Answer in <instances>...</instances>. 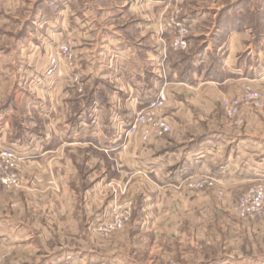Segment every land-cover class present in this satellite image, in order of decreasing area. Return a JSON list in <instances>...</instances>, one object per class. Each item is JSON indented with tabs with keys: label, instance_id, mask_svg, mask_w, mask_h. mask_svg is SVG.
<instances>
[{
	"label": "crops",
	"instance_id": "crops-1",
	"mask_svg": "<svg viewBox=\"0 0 264 264\" xmlns=\"http://www.w3.org/2000/svg\"><path fill=\"white\" fill-rule=\"evenodd\" d=\"M32 1L0 0V21H21L15 12L21 11L23 15V10L28 9ZM177 2L178 6L179 1ZM50 3L37 5L35 10H39L41 6L45 10ZM85 5L82 13L78 17L74 16L73 21L69 6L62 5L56 9L58 12L53 11L51 15H38L30 33L29 30L22 31V28L15 30L10 24L6 26L4 34L0 32V36L14 40L11 44L7 41L1 42L3 47L0 48V59L10 56L13 58L14 54L22 59L19 67L12 71L0 61V150L11 146L41 156L42 152L53 149L55 133L61 132L66 139H71L74 130L87 123L93 129L88 133L86 142L101 148L100 140L92 134L93 131L96 134L95 130L101 129L102 122L109 123L107 126H113L114 121L120 122L121 125L130 122L134 108L143 106L145 100L153 95L145 98L146 89L154 86L157 88L159 85L155 80H159V84L163 82L157 72L159 68L155 69L156 65L150 64L155 60V64L160 62L163 51H166L167 34H161L160 26L167 20L168 15H165V12L170 13L175 8L169 0H125L124 5H118L125 8L124 14L136 17L137 21H132L138 32L134 39L126 37L127 31L124 30L130 27L129 24L126 23L121 30L113 31L114 34L109 31L112 26L101 21L99 13L103 10L102 7L91 6L87 1ZM159 8H162L161 11ZM186 12L183 9L182 16L187 17ZM41 19H45L47 27L45 33L38 34L37 23L41 22ZM193 21L196 22L197 19H192L191 23ZM120 23L124 24L122 21ZM54 26L59 27L60 32L55 31ZM68 35L82 42V65L80 68L77 65L76 70L83 75L82 81L86 89L84 94L79 92L75 85L67 82V75L63 71L52 76L45 73L47 60L57 41ZM225 36L227 38L224 44L219 47L224 49L221 63L224 73L221 79L215 80L205 72H194L190 78H183L177 69L171 70L174 80L170 84L172 91L167 90V103L177 109L172 112L168 109L167 113L174 129L167 140L152 141L145 148L151 152L156 150L158 145H166L169 140L171 143L175 142L177 148H173L172 152L165 146L167 149L162 150L152 161L148 160V163L173 164L177 160V168L169 177L176 179L177 176L178 185H182L184 177L189 174L203 172L214 175L227 190L224 197L218 200L219 203L211 193L177 195V256L180 255L177 264H264V217L257 221L241 220L232 212H227L242 189L264 181V109L244 108L242 117L245 124L233 125L227 118L219 135L208 133L205 128L211 127V122H222V119L219 120L215 115L218 112L215 111L217 98L238 93L247 81L256 78L254 86L264 90V65L261 62V59L264 60V53L255 41L254 30L249 26L234 28ZM209 48H203L199 52L204 64H208L212 55ZM167 50L170 54L171 48ZM245 53H248L251 59L244 58ZM97 62L106 67L95 70ZM16 63L17 60H14L13 64ZM93 63L94 70L90 68ZM26 64L28 67L22 68V65ZM10 67L14 66L11 64ZM107 82H111L114 87L105 98L102 96V88ZM222 88L224 92L221 91ZM176 94L177 99L174 98ZM16 112L22 113V133L17 132L11 122ZM27 119L33 122L32 128L24 125ZM55 120L64 122L65 130H56ZM105 135L113 139L112 144L118 142L119 146L125 145L124 151L133 153L134 156L135 148L143 146L138 137H130L129 142L124 143V137L120 138L113 130L107 131ZM40 138L42 140H38ZM28 144H31V147L27 148ZM118 145H113V153ZM130 148L133 151H130ZM29 164V170L35 172V180L33 178L30 181L34 187L33 196L32 192L29 197L18 196L15 193L19 190H15L14 196L0 192V260L4 264H21L38 257L36 253L40 248L48 250L46 243L37 237L36 233L41 232L38 229L39 223L32 222L29 226L17 219L19 223L15 224L11 212L7 211L8 206L17 208V215H20L24 209L22 204L26 202L32 208L31 204L34 203L36 212L33 214H36L37 218L39 200L53 202L56 195L57 199L62 200V204L68 201L66 198L74 197L78 209L73 213L79 226L81 223L84 225L87 216L93 214L91 211H85L87 197L96 196L95 189H85L87 180L78 182L69 178H55L54 168L49 163L45 166L49 177L38 183L39 179H43L37 177V162L29 161ZM114 164L117 167L124 165L115 162ZM110 167L112 170L113 167ZM109 177L114 178V174ZM38 184L44 187L41 190L44 193L40 196L35 189ZM59 185L62 187L61 194L57 193L61 191ZM80 210L83 213L79 214ZM217 219L221 220V227L214 226ZM43 230L46 234L55 235L54 231H48V225ZM215 233L218 239L224 237V248H228L226 255L221 258L222 261L215 258L212 262L199 259L198 263H189L188 259L199 253L197 250L203 245L202 242L210 244ZM46 239L53 245L48 237ZM185 242H189L188 249L185 248ZM190 248H193L194 252ZM50 253L47 251V256ZM39 264H56V261L47 259Z\"/></svg>",
	"mask_w": 264,
	"mask_h": 264
},
{
	"label": "rangeland",
	"instance_id": "rangeland-1",
	"mask_svg": "<svg viewBox=\"0 0 264 264\" xmlns=\"http://www.w3.org/2000/svg\"><path fill=\"white\" fill-rule=\"evenodd\" d=\"M86 1L91 6L95 5L96 7H102L103 10L99 13L101 21H104L103 24H110L112 26L111 30H109L112 33L115 34L113 31L121 30L122 26L127 23L130 27H128L127 30H124L127 31L126 37L134 39L138 34L136 31L137 26L132 23V21H137L136 17L134 16V18L124 14L123 12L125 11V8L118 6L124 5L125 0H33L29 8L23 10V15L21 14V11L15 12L21 21L14 19H12V21H0V32H2L1 34H4L7 28L6 26L10 24L15 30H20L22 28V31L27 32L29 30L30 33V29L33 30V25H35V19L38 18V15L41 16L46 13L51 15L54 12H58L56 9L60 8L62 5L69 6V13L70 16H72L71 20L73 21L75 19L74 16L78 17L83 9H85ZM178 1L179 6H181V0ZM186 1L187 3H183V9L187 11L186 14H188V18L186 15L183 16V18L187 21H191L192 19H197V21H193L195 24L192 25L189 48L181 51L194 52L199 51L200 48L203 50V48L210 47L209 49L211 50L213 58L218 54L222 56L224 49H220L219 47L222 43L224 44L227 37L224 36L225 34H223V32L219 31V26L224 22L232 21V19L236 17H241L242 21H246L249 25H253L251 28L253 29L254 27L255 41L264 53V36L262 35L264 34V0ZM48 2H51L50 6L45 10L42 9V6L39 10H35L37 5L40 6V4ZM169 2L172 3L171 6L173 7H176L178 4L177 0H169ZM229 6H233V8L227 9ZM118 8L123 10L121 11ZM161 9L162 8H159L158 10L161 11ZM250 10H253L254 13ZM256 10L259 11L256 13ZM167 13L169 14V12L166 11L165 15H168ZM183 14L184 13L182 12L181 15ZM38 20H40V18ZM118 21H122L124 24H121ZM129 21H131V23ZM37 26L40 32H38V34L45 33L47 22L45 19H41V22H38ZM54 28L55 31L57 30L60 32L59 27L54 26ZM166 34V51H163L162 59H160V62L157 64H155L156 60L153 64H150V66L156 65L155 69L159 68L157 72L160 73L159 76L163 82L159 84V80H155L159 86H157V88L154 86L153 88L157 90L155 91L153 88L146 89L144 94L145 98L148 97V95H155L157 91L162 88H165L167 93V90L172 91L170 84L173 83L174 78L171 76L172 71L175 69L172 66L176 61H174V59H169L170 54L167 48H171V50L176 52L180 50H174L171 47L172 34L169 32H166ZM31 36L35 35L31 34ZM6 41L11 44L14 40L10 37L4 38V35H1L0 48L3 47L2 43H5ZM58 41L55 49L49 55L47 67L49 65L50 57L58 52L61 43L71 41L73 43L74 51L72 63H70L68 67L62 65L56 73L63 71L67 75V82L75 85L77 90L84 94L86 89L84 88L82 81L83 75L76 70L77 65L79 68L82 65L81 60H83V54L80 45L82 42L78 41L76 37L71 35L62 36ZM243 57L251 59V56L248 53L243 54ZM210 59L211 57H209L208 63L210 62ZM14 60H17L15 65L13 64ZM20 60L22 59L15 54L13 58L10 56L2 57L0 59V61H2L7 67L9 66L10 71L19 67ZM62 61H65V59ZM261 62L264 65V60L261 59ZM11 64L14 67H10ZM95 65V70L106 67L103 64L101 65L100 62H97ZM93 66L94 63L90 66L92 70H94ZM26 67H28L27 64L22 65V68ZM152 68L153 67H151V69ZM9 77L11 78L12 76ZM252 80L255 81L257 78ZM248 83H251L254 89L262 92L264 100V90L255 87L253 84L254 82L250 81H247L238 93L223 95L219 97V99L217 98V101L215 100L217 104L215 111L218 110V112L215 115L219 120L222 119V122H211V127H205L208 133L221 134L222 124L224 121L226 122L227 118L233 125L243 126L245 124V120L242 117V110L244 108L255 110L264 109V106L259 107L252 102L246 101L239 107L237 115H230L227 102L242 97L245 94V88ZM111 85V82H107L106 85H104L102 88L103 97L106 98V95H109L114 87L113 85L111 87ZM80 87H83L84 90L80 91ZM221 91L224 92L225 90L222 88ZM174 98L177 99V94ZM147 100H149V98ZM147 100H145V102H148ZM141 107L142 106L136 109L134 108L133 114L131 115L133 119L136 117ZM168 109L172 112V110L174 111L177 108L168 106V103H166L162 111V114L168 117L171 122V131L162 137L153 136L148 141H144L139 135L136 136L140 139L143 146L139 145L140 147L138 146L135 148V156L133 153L129 154L127 151H124L125 145L119 146V143L115 142L118 138L114 141L116 144H112L113 139L105 135L107 131L113 130L115 134L120 136V138L124 137V143L129 142L130 138L126 136L125 131L126 125L129 122L125 125H121L120 122L115 121L113 122V126H107L109 123L104 124L102 122L101 129L95 130L96 134L93 131L92 134L96 135L100 140L99 146L101 148H98L97 145L86 142L88 139L87 135L88 133H91L93 128H91L88 123H85L86 125L83 124L80 128L74 130L71 139H66L63 134L61 135V132H58L57 134L55 133L52 144L53 149L48 152H42L41 156H36V153L34 154L26 149H18L21 155L25 156V160L8 162L4 159L3 155L0 154V168L3 169V173H16L19 178V184L16 186L4 187L0 185V192H7L6 194L8 196H14L15 190H19V192L15 193L18 196L29 197L31 192L33 196L34 187L33 185L31 186L30 181L35 177V172H33L32 169L29 170V161H32L33 163L37 162V168L42 169L39 171L37 169V177L43 179H39L38 183H42L47 176L49 177L45 170V166L46 164L51 163V167L54 168L55 178H69L78 182L87 180L88 182L85 189L93 188L95 189L94 193H96L95 197L94 195H89L86 199L85 211H91L93 214L87 216L86 221L83 222L84 225L81 223V227L77 223V217L74 216V213L78 209L76 207V202H74V197L66 198L68 201L64 204L61 203V199L56 198V195L54 196L53 202L39 200L37 218L36 214H33L36 212L34 209V203L31 204L32 208H30L26 202L22 204L21 207H24V209L22 208L23 212L20 215H17V208L13 209L8 206L7 211L11 212L13 217L12 220L15 221V224L19 223L17 219H19V221H24V223L29 226H31L32 222L39 223L38 229H40L41 232L35 233L37 234L38 239H42L44 243H46V246L48 247L47 251L51 252L49 256H47V251L40 248L36 253L38 257L28 259V261H31L32 263L24 261L21 262V264H39L47 259H53L56 261V264L65 262H69L70 264H89V262L92 264H177V260L180 256H177V248H179L177 247V245H179L177 243V205H179L177 202V195L181 193H211L215 196L217 203H219L218 200L224 197L225 191L227 190H225V187L221 184L222 182H219V179L214 175H209L203 172H193L189 174L187 177H184L183 184L178 185L177 176L176 179L169 177L172 176L171 172L177 168V160L173 162V164H166L165 162H163V164L148 163V160L152 161L153 158L159 155V153L167 146L169 147L168 150L170 152L173 151V148H177V144L175 142L171 143L169 140L170 142H166V145H158L157 149H153L151 152H148L145 149L148 143L152 141L160 142V140H167L172 133L174 127L172 120L167 113ZM21 115L22 113L16 112L11 121L19 133H22L21 131L23 130V118ZM239 119H241L242 122L239 123ZM25 124L28 128L33 127V122H30L28 119L27 122L24 121V125ZM54 125L58 131L65 130L66 128L64 122L61 121L55 120ZM38 140H42V138ZM113 145H118V148L116 147L114 153L112 152L114 149ZM29 147H31V144H28L27 148ZM130 151H133L132 148H130ZM114 162L116 164L119 163L124 165H119L117 167ZM110 165L114 170H110ZM110 174H114V178L109 177ZM206 176H212L215 179V184L213 186L202 187L198 185V183ZM181 178H183V176H181ZM95 183L96 185H94ZM260 185L264 186V181L248 187L247 189L244 188L245 190L242 189V192L235 196L237 199L232 202L230 210L228 209L227 212H232L234 216L241 220L257 221L258 219H261L262 217L257 219H244L238 216L235 211L239 198ZM31 187L33 188L32 191L30 190ZM58 188L61 191L57 193H63L61 185H59ZM35 189L38 190L36 193H38L39 196L42 195L41 193H44L41 191L44 187L39 184L35 186ZM148 204L149 207L147 208ZM215 207H217L216 203ZM81 213L83 212L80 210L79 214ZM126 213H129L130 216L124 227L115 230L107 229L109 224L117 217H124L123 215H126ZM215 221L216 225L214 226H222L221 220L217 219ZM47 225L48 231H54L55 235L44 233L43 229ZM215 231H217L216 228ZM223 235L226 234L223 233ZM47 237L50 239L51 243L53 242V245H51L49 240L46 239ZM212 238L210 244H205V242L201 241L203 245H200L198 248L197 251H199V253L192 256L191 259H188L189 263H198L200 261L199 259H204L206 261L210 260V262H212L215 258L222 261L221 258L228 252V248H224V237L218 239L216 238L215 233ZM185 243H187L185 248L188 249L190 247L188 245L189 242ZM191 249L194 252V249L190 248V250ZM229 250L232 249L229 248ZM1 262L4 264L3 261Z\"/></svg>",
	"mask_w": 264,
	"mask_h": 264
},
{
	"label": "built area",
	"instance_id": "built-area-1",
	"mask_svg": "<svg viewBox=\"0 0 264 264\" xmlns=\"http://www.w3.org/2000/svg\"><path fill=\"white\" fill-rule=\"evenodd\" d=\"M186 0H181V6H176L167 17L166 22L160 26L161 34L169 32L172 34L171 47L174 50H187L190 45L189 37L191 36L192 23L187 21L181 15L183 12L182 4ZM73 43L62 42L57 53L50 57L49 65L46 74L54 75L62 65L68 67L72 63L74 51ZM65 59V61H62ZM254 82V80L250 81ZM84 88L80 87V91ZM168 100V93L165 88L157 91V93L144 103L138 111L136 117L126 125V136L136 137L140 136L144 141H148L151 137H162L169 133L172 129L171 122L165 115L162 114L163 108ZM245 100V101H244ZM252 102L254 105L264 106L263 94L261 91L253 88L251 83H248L245 88V94L242 97L229 100L227 102L228 110L231 116H235L239 112V107L244 102ZM96 124L97 121H94ZM238 122H242L241 119ZM0 154L8 162L25 160V156L21 155L16 147H6L0 150ZM13 165V164H12ZM9 168V167H8ZM6 168V169H8ZM215 179L212 176H206L198 183L199 186H213ZM19 184V178L16 173H3L0 168V185L4 187H13ZM236 214L244 219H257L264 216V186L260 185L252 189L250 192L242 195L235 208ZM124 217H117L109 224L107 229L115 230L125 226L126 221L129 220V213L123 215ZM0 264L2 262L0 261ZM58 264H70L69 262Z\"/></svg>",
	"mask_w": 264,
	"mask_h": 264
},
{
	"label": "trees",
	"instance_id": "trees-1",
	"mask_svg": "<svg viewBox=\"0 0 264 264\" xmlns=\"http://www.w3.org/2000/svg\"><path fill=\"white\" fill-rule=\"evenodd\" d=\"M233 6H229L227 9H232ZM254 13L253 10H250ZM259 11V10H258ZM256 10V13L258 12ZM244 26L252 27L253 25H249L246 21H242L241 17H236L232 19V21L224 22L219 26V31L223 32V34L227 35L229 31L234 28H242ZM254 29V27H253ZM222 34V33H221ZM224 35V36H225ZM264 36V34H262ZM190 40V37H189ZM261 48V47H260ZM202 50L200 48L199 51L194 52H185V51H173L170 50V59H174L176 61L172 67L177 69L180 76L183 78H190L194 72L201 73L205 72L207 76L213 77L215 80L221 79L224 70L222 68V57L218 54L213 58L211 55L210 62L208 64H204L201 61L199 56V52Z\"/></svg>",
	"mask_w": 264,
	"mask_h": 264
}]
</instances>
